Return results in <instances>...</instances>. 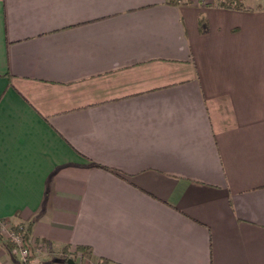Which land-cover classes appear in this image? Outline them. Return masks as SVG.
<instances>
[{"label":"crops","instance_id":"1","mask_svg":"<svg viewBox=\"0 0 264 264\" xmlns=\"http://www.w3.org/2000/svg\"><path fill=\"white\" fill-rule=\"evenodd\" d=\"M217 1L0 0V223L30 264H264V5ZM0 264L26 263L0 238Z\"/></svg>","mask_w":264,"mask_h":264},{"label":"trees","instance_id":"2","mask_svg":"<svg viewBox=\"0 0 264 264\" xmlns=\"http://www.w3.org/2000/svg\"><path fill=\"white\" fill-rule=\"evenodd\" d=\"M168 3H172V4H180V3H188L191 2L193 0H165ZM218 6L221 7H226V8H247L240 0H218L216 3ZM13 231L18 233L23 241L24 246L26 247V249L28 250V254L26 256V259L23 261L26 264H30V258L32 257V245H31V241H30V234H31V224L28 225H22V224H14L12 225ZM6 243L9 245L10 249H14L16 247L15 243L11 240L6 241ZM67 250L65 249L63 251V253H66ZM80 252V254L82 256H90L91 254V250L89 247L87 246H82L79 245L75 248V251L73 253H78ZM69 257L71 256H66L65 260L69 259ZM74 257L72 256L71 259H73ZM74 260V259H73ZM97 264H109V262H98Z\"/></svg>","mask_w":264,"mask_h":264},{"label":"rangeland","instance_id":"3","mask_svg":"<svg viewBox=\"0 0 264 264\" xmlns=\"http://www.w3.org/2000/svg\"><path fill=\"white\" fill-rule=\"evenodd\" d=\"M243 1L245 4H248L250 6L264 5V0H243ZM12 225H14V224L8 223V224L2 225L0 227V238L2 240H4L5 242L8 240H11V238L9 237V232L13 231ZM11 242H12V240H11ZM32 252H33V250H32Z\"/></svg>","mask_w":264,"mask_h":264},{"label":"built area","instance_id":"4","mask_svg":"<svg viewBox=\"0 0 264 264\" xmlns=\"http://www.w3.org/2000/svg\"><path fill=\"white\" fill-rule=\"evenodd\" d=\"M5 224H7V223H0V227L2 225H5ZM9 237L15 243V245H16L15 249L20 254L21 259L24 261L26 259L27 254H28V250L24 246L21 236L18 233L11 231V232H9Z\"/></svg>","mask_w":264,"mask_h":264},{"label":"water","instance_id":"5","mask_svg":"<svg viewBox=\"0 0 264 264\" xmlns=\"http://www.w3.org/2000/svg\"><path fill=\"white\" fill-rule=\"evenodd\" d=\"M70 262H71L72 264H74L72 260H70Z\"/></svg>","mask_w":264,"mask_h":264}]
</instances>
